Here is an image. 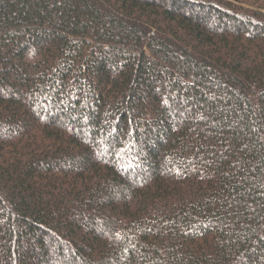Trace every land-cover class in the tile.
<instances>
[{
  "label": "trees",
  "instance_id": "trees-1",
  "mask_svg": "<svg viewBox=\"0 0 264 264\" xmlns=\"http://www.w3.org/2000/svg\"><path fill=\"white\" fill-rule=\"evenodd\" d=\"M0 264H264V0H0Z\"/></svg>",
  "mask_w": 264,
  "mask_h": 264
}]
</instances>
